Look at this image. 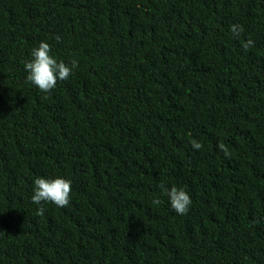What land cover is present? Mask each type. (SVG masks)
<instances>
[{"label": "trees", "instance_id": "1", "mask_svg": "<svg viewBox=\"0 0 264 264\" xmlns=\"http://www.w3.org/2000/svg\"><path fill=\"white\" fill-rule=\"evenodd\" d=\"M41 41L79 62L50 93ZM0 264H264V0H0Z\"/></svg>", "mask_w": 264, "mask_h": 264}, {"label": "clouds", "instance_id": "2", "mask_svg": "<svg viewBox=\"0 0 264 264\" xmlns=\"http://www.w3.org/2000/svg\"><path fill=\"white\" fill-rule=\"evenodd\" d=\"M230 30L234 36H239L242 32V25L234 24L230 26ZM59 40V37L56 38ZM252 44L248 40L244 45L248 47ZM51 53V46L45 42H39L38 47L33 48L31 59L25 61L24 68L27 72L26 81L35 85L41 92L50 93L57 84L58 80H67L72 71L78 67L79 62L76 59L65 63L63 60H57ZM192 146L196 150H200L203 145L193 141ZM218 147L225 155H229L228 148L223 143ZM72 181L70 179L57 177L47 179L37 177L33 182V195L31 200L34 204L42 205V202H51L58 207H67L70 203ZM159 188L162 193L169 198L171 208L178 214L184 215L189 211L192 203L190 194L182 187L173 186L170 189L164 183H160ZM153 204L159 205L160 200L154 199ZM43 206L37 209L38 215L44 214Z\"/></svg>", "mask_w": 264, "mask_h": 264}]
</instances>
